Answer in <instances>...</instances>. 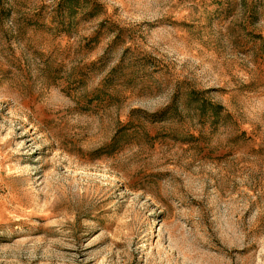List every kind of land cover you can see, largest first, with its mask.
I'll return each mask as SVG.
<instances>
[{
  "label": "rangeland",
  "instance_id": "1",
  "mask_svg": "<svg viewBox=\"0 0 264 264\" xmlns=\"http://www.w3.org/2000/svg\"><path fill=\"white\" fill-rule=\"evenodd\" d=\"M0 264H264V0H0Z\"/></svg>",
  "mask_w": 264,
  "mask_h": 264
}]
</instances>
